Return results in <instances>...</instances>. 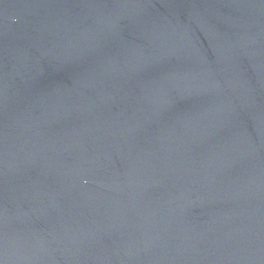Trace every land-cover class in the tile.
<instances>
[{
	"label": "water",
	"instance_id": "95a60500",
	"mask_svg": "<svg viewBox=\"0 0 264 264\" xmlns=\"http://www.w3.org/2000/svg\"><path fill=\"white\" fill-rule=\"evenodd\" d=\"M0 264H264V0H0Z\"/></svg>",
	"mask_w": 264,
	"mask_h": 264
}]
</instances>
